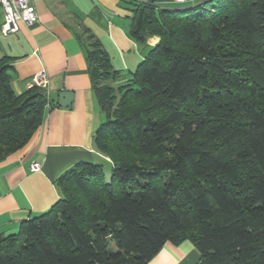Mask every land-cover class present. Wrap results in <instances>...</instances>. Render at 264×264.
<instances>
[{"label":"trees","instance_id":"obj_1","mask_svg":"<svg viewBox=\"0 0 264 264\" xmlns=\"http://www.w3.org/2000/svg\"><path fill=\"white\" fill-rule=\"evenodd\" d=\"M123 2L130 37L158 38L133 72L114 70L87 28L77 37L109 180L99 163L66 170L57 201L0 237V264H146L186 240L198 264H264V0ZM10 62L0 58V163L57 106L34 85L17 93Z\"/></svg>","mask_w":264,"mask_h":264},{"label":"crops","instance_id":"obj_2","mask_svg":"<svg viewBox=\"0 0 264 264\" xmlns=\"http://www.w3.org/2000/svg\"><path fill=\"white\" fill-rule=\"evenodd\" d=\"M202 0H164L179 9ZM37 20L14 34L0 31V58L8 57L16 75L13 89L21 93L44 73L43 89L55 105L60 91L73 94L66 108L46 107L42 125L30 141L0 163V237L16 233L21 221L47 211L58 199L57 179L80 162L103 159L92 137L103 122L87 73L85 52L78 42L87 28L108 54L114 70L133 72L158 38L137 44L129 35L131 12L123 0H31ZM3 10L0 6V28ZM37 80V82H39ZM37 86V85H34ZM39 87V86H37ZM39 163L37 171L32 163ZM199 254L188 240L166 242L146 264H198Z\"/></svg>","mask_w":264,"mask_h":264},{"label":"built area","instance_id":"obj_3","mask_svg":"<svg viewBox=\"0 0 264 264\" xmlns=\"http://www.w3.org/2000/svg\"><path fill=\"white\" fill-rule=\"evenodd\" d=\"M0 6L3 10V22L0 31L4 36L16 33L21 24L31 25L37 20L36 11L31 0H0ZM39 79L40 81L37 82ZM33 85H37L40 88L46 86L44 73L33 78L29 87ZM46 107L49 108V104H46ZM30 168L32 171H37L40 168V164L37 162L32 163Z\"/></svg>","mask_w":264,"mask_h":264},{"label":"water","instance_id":"obj_4","mask_svg":"<svg viewBox=\"0 0 264 264\" xmlns=\"http://www.w3.org/2000/svg\"><path fill=\"white\" fill-rule=\"evenodd\" d=\"M144 1H152V2H162L164 0H144ZM73 94L69 91H60L57 94V102L56 105L61 108H66L69 106L70 101L72 100Z\"/></svg>","mask_w":264,"mask_h":264},{"label":"rangeland","instance_id":"obj_5","mask_svg":"<svg viewBox=\"0 0 264 264\" xmlns=\"http://www.w3.org/2000/svg\"><path fill=\"white\" fill-rule=\"evenodd\" d=\"M92 163L103 164L104 172L106 173V181H108L109 177H110V175H109L110 174V165H109V163H107V162L105 163V161H103V159H100V158L96 159Z\"/></svg>","mask_w":264,"mask_h":264}]
</instances>
